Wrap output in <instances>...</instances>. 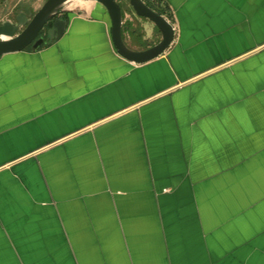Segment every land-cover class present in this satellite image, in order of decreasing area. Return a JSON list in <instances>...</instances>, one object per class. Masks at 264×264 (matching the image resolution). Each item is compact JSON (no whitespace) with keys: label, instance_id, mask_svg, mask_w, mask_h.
<instances>
[{"label":"crops","instance_id":"1","mask_svg":"<svg viewBox=\"0 0 264 264\" xmlns=\"http://www.w3.org/2000/svg\"><path fill=\"white\" fill-rule=\"evenodd\" d=\"M144 1L176 26L146 62L95 0L0 55V264H264V0Z\"/></svg>","mask_w":264,"mask_h":264},{"label":"water","instance_id":"2","mask_svg":"<svg viewBox=\"0 0 264 264\" xmlns=\"http://www.w3.org/2000/svg\"><path fill=\"white\" fill-rule=\"evenodd\" d=\"M69 1L45 0L34 13L19 11L14 19L1 21L0 55L23 50L30 44L31 49H38L44 43V38L39 37L34 42L33 40L50 21L55 38L59 39L66 30V19L61 16V12ZM95 1L103 5L111 17V34L117 51L130 61L142 63L151 60L164 53L175 40L176 26L164 13L154 9L144 0H124V6L129 7L135 17L144 20L145 32L148 31V26H151L160 34L158 41L152 45L142 49L133 48L124 37L123 23L126 11L122 4L117 0Z\"/></svg>","mask_w":264,"mask_h":264},{"label":"flooded vegetation","instance_id":"3","mask_svg":"<svg viewBox=\"0 0 264 264\" xmlns=\"http://www.w3.org/2000/svg\"><path fill=\"white\" fill-rule=\"evenodd\" d=\"M118 2H120L121 4H122V1L121 0H117ZM122 6H123V9H124V11H126V7L124 6V4H122ZM18 12V11H17ZM17 12H15V13H13V15H10V16H12L10 19L12 20V19H14L15 18V15H16V13ZM62 13H63V11L61 12V16H62ZM52 22L50 21L49 23H47L46 24V26L41 30V32L39 33V35L33 40V42L37 39V38H39V37H43L44 38V43H46V42H48V38H50V36H51V31H52ZM32 42V43H33ZM43 43V44H44ZM42 44V45H43ZM31 45L32 44H30L29 46H28V48H30L31 47Z\"/></svg>","mask_w":264,"mask_h":264},{"label":"rangeland","instance_id":"4","mask_svg":"<svg viewBox=\"0 0 264 264\" xmlns=\"http://www.w3.org/2000/svg\"><path fill=\"white\" fill-rule=\"evenodd\" d=\"M1 1L2 0H0V22L1 21H3L6 17H7V15H8V12H5L6 10H7V8L10 6V4L12 3H10V1H12V0H6V2L5 3H3V4H1ZM16 1V0H15ZM122 1V4H124L126 1H124V0H121ZM2 7V8H1Z\"/></svg>","mask_w":264,"mask_h":264},{"label":"trees","instance_id":"5","mask_svg":"<svg viewBox=\"0 0 264 264\" xmlns=\"http://www.w3.org/2000/svg\"><path fill=\"white\" fill-rule=\"evenodd\" d=\"M71 4V3H70ZM156 4H158V5H156ZM68 6V5H67ZM66 6V7H67ZM155 6H157V8H156V10H158V11H160L161 13H164L165 14V12H166V6H164L163 4H161L160 2H156L155 3ZM68 8V7H67ZM68 9H74V10H82L83 8H82V6L81 5H76V6H74V7H72V8H68Z\"/></svg>","mask_w":264,"mask_h":264},{"label":"bare ground","instance_id":"6","mask_svg":"<svg viewBox=\"0 0 264 264\" xmlns=\"http://www.w3.org/2000/svg\"><path fill=\"white\" fill-rule=\"evenodd\" d=\"M74 1H76V0H70V1L67 3V5L70 4V3H72V2H74Z\"/></svg>","mask_w":264,"mask_h":264}]
</instances>
